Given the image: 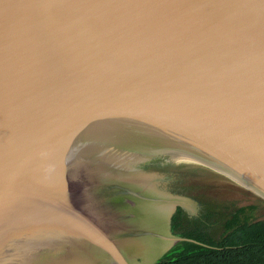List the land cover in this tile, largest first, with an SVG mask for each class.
I'll return each instance as SVG.
<instances>
[{
	"label": "water",
	"instance_id": "water-1",
	"mask_svg": "<svg viewBox=\"0 0 264 264\" xmlns=\"http://www.w3.org/2000/svg\"><path fill=\"white\" fill-rule=\"evenodd\" d=\"M234 203L264 219V0H0V264H155Z\"/></svg>",
	"mask_w": 264,
	"mask_h": 264
},
{
	"label": "trees",
	"instance_id": "trees-1",
	"mask_svg": "<svg viewBox=\"0 0 264 264\" xmlns=\"http://www.w3.org/2000/svg\"><path fill=\"white\" fill-rule=\"evenodd\" d=\"M207 206L192 214L178 206L171 217L173 233L199 242L179 240L155 264H264V219L258 203L228 205L223 212ZM223 213L222 233L215 235L214 217ZM203 243V244H202Z\"/></svg>",
	"mask_w": 264,
	"mask_h": 264
},
{
	"label": "flooded vegetation",
	"instance_id": "flooded-vegetation-1",
	"mask_svg": "<svg viewBox=\"0 0 264 264\" xmlns=\"http://www.w3.org/2000/svg\"><path fill=\"white\" fill-rule=\"evenodd\" d=\"M144 163H146V161H143ZM146 168V167H145Z\"/></svg>",
	"mask_w": 264,
	"mask_h": 264
}]
</instances>
